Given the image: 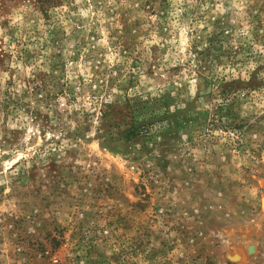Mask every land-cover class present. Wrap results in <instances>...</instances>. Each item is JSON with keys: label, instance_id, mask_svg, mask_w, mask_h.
Segmentation results:
<instances>
[{"label": "rangeland", "instance_id": "1", "mask_svg": "<svg viewBox=\"0 0 264 264\" xmlns=\"http://www.w3.org/2000/svg\"><path fill=\"white\" fill-rule=\"evenodd\" d=\"M0 264H264V0H0Z\"/></svg>", "mask_w": 264, "mask_h": 264}, {"label": "trees", "instance_id": "2", "mask_svg": "<svg viewBox=\"0 0 264 264\" xmlns=\"http://www.w3.org/2000/svg\"><path fill=\"white\" fill-rule=\"evenodd\" d=\"M222 97H225V95L228 94L227 91H224L221 93ZM171 100L169 98L167 99L166 96L160 97V98H154L151 99L150 101H136L135 100V105L132 111L133 118H135L134 121L136 120H144L147 121L148 119L152 118L154 119L150 123H143L140 124L138 127L132 126L130 130L126 133L127 138H138L145 136L147 132L149 131L150 128L154 126H160L163 124H166L169 126V124H172V120L170 117L166 114L169 110V106L171 104ZM149 103H151L149 105ZM149 105V106H148ZM156 113V114H155ZM157 114H160V116H166L165 119H159L156 117ZM159 116V115H158ZM154 117V118H153Z\"/></svg>", "mask_w": 264, "mask_h": 264}]
</instances>
